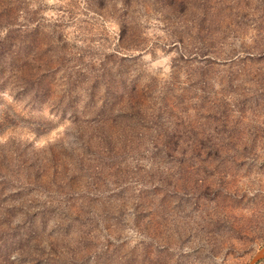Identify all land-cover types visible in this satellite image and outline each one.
I'll return each instance as SVG.
<instances>
[{"label":"rangeland","instance_id":"1","mask_svg":"<svg viewBox=\"0 0 264 264\" xmlns=\"http://www.w3.org/2000/svg\"><path fill=\"white\" fill-rule=\"evenodd\" d=\"M263 249L264 0H0V264Z\"/></svg>","mask_w":264,"mask_h":264},{"label":"water","instance_id":"2","mask_svg":"<svg viewBox=\"0 0 264 264\" xmlns=\"http://www.w3.org/2000/svg\"><path fill=\"white\" fill-rule=\"evenodd\" d=\"M264 259V249L260 251L252 260L251 264H255Z\"/></svg>","mask_w":264,"mask_h":264}]
</instances>
